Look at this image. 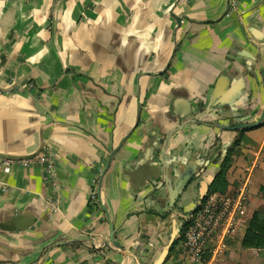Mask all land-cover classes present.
I'll return each instance as SVG.
<instances>
[{
  "label": "crops",
  "instance_id": "1",
  "mask_svg": "<svg viewBox=\"0 0 264 264\" xmlns=\"http://www.w3.org/2000/svg\"><path fill=\"white\" fill-rule=\"evenodd\" d=\"M263 69L264 0L0 1V264H203L184 216L231 148L224 193L248 202L215 264H264L241 246L264 120L233 129L259 118Z\"/></svg>",
  "mask_w": 264,
  "mask_h": 264
},
{
  "label": "built area",
  "instance_id": "2",
  "mask_svg": "<svg viewBox=\"0 0 264 264\" xmlns=\"http://www.w3.org/2000/svg\"><path fill=\"white\" fill-rule=\"evenodd\" d=\"M44 170L52 168L43 157ZM10 161L2 171H10ZM245 188L231 194L207 192L188 212L182 241V254L192 262L215 264L227 250V240L240 228L245 219L248 196ZM91 199H95L91 196ZM207 257V258H205Z\"/></svg>",
  "mask_w": 264,
  "mask_h": 264
},
{
  "label": "trees",
  "instance_id": "3",
  "mask_svg": "<svg viewBox=\"0 0 264 264\" xmlns=\"http://www.w3.org/2000/svg\"><path fill=\"white\" fill-rule=\"evenodd\" d=\"M242 134V132H240ZM238 140L233 144L237 146ZM233 149L231 148L221 162L219 170L215 175L213 181L208 186V192L224 193L226 188L225 170L230 164V157ZM243 248H264V214L254 212L250 219L249 225L245 230L241 240Z\"/></svg>",
  "mask_w": 264,
  "mask_h": 264
},
{
  "label": "water",
  "instance_id": "4",
  "mask_svg": "<svg viewBox=\"0 0 264 264\" xmlns=\"http://www.w3.org/2000/svg\"><path fill=\"white\" fill-rule=\"evenodd\" d=\"M0 1H19V0H0ZM261 79H262V85H263V90H264V69L261 71ZM263 120H264V104H263L262 112H261L259 118L255 122H243L241 124H237L236 126H234L233 129L243 130V129L255 128V127L259 126L263 122ZM114 153H115V151L111 152L110 157L108 159V162H107V164H106V166L102 172V176H103L104 172L106 171V169L108 168L109 163H110L111 158H112ZM102 176H101V178H102ZM191 177H192V173L186 172L183 175H181L180 177H178L176 180L171 181L170 185L167 183V186L169 185L168 189H169V203H170V205L175 203L177 197L180 194H182V192L186 189ZM213 179H214V176L212 178H208L206 182H201V192H200L201 196H200V198L203 197V195H204L203 193H206L208 191V186H209V184H211ZM156 190H159V187ZM101 208L104 211H106L103 206H101ZM108 229H109L108 240L112 243L113 246L118 247V244L113 239V227H112L110 222L108 225Z\"/></svg>",
  "mask_w": 264,
  "mask_h": 264
},
{
  "label": "rangeland",
  "instance_id": "5",
  "mask_svg": "<svg viewBox=\"0 0 264 264\" xmlns=\"http://www.w3.org/2000/svg\"><path fill=\"white\" fill-rule=\"evenodd\" d=\"M196 193L195 192H193L192 194H191V200H192V202H194L195 200H196Z\"/></svg>",
  "mask_w": 264,
  "mask_h": 264
}]
</instances>
